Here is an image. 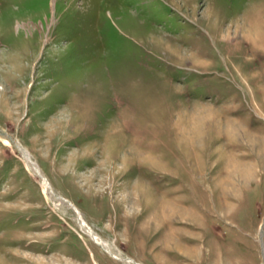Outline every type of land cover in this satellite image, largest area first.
<instances>
[{
  "label": "rangeland",
  "instance_id": "obj_1",
  "mask_svg": "<svg viewBox=\"0 0 264 264\" xmlns=\"http://www.w3.org/2000/svg\"><path fill=\"white\" fill-rule=\"evenodd\" d=\"M0 264H264V0H0Z\"/></svg>",
  "mask_w": 264,
  "mask_h": 264
},
{
  "label": "bare ground",
  "instance_id": "obj_2",
  "mask_svg": "<svg viewBox=\"0 0 264 264\" xmlns=\"http://www.w3.org/2000/svg\"><path fill=\"white\" fill-rule=\"evenodd\" d=\"M23 154L25 155V157L27 158V162L29 163V165L33 168L34 171H36V173L40 174L39 168L37 167V165L35 164V162L32 160L31 156L25 152V150H23ZM29 166V167H30ZM79 220H80V226L87 232V234H89L91 236V238L95 241L96 244H98L99 246L105 248V250L109 253L111 252V249L109 247L110 244H108L106 241L102 240L97 234H95L90 227L87 226V224L84 222V220H82L81 216H78ZM112 253V252H111Z\"/></svg>",
  "mask_w": 264,
  "mask_h": 264
}]
</instances>
